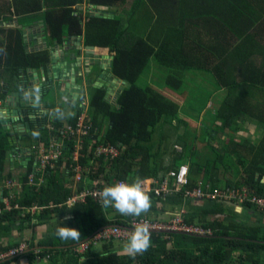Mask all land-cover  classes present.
Segmentation results:
<instances>
[{"label": "trees", "instance_id": "obj_1", "mask_svg": "<svg viewBox=\"0 0 264 264\" xmlns=\"http://www.w3.org/2000/svg\"><path fill=\"white\" fill-rule=\"evenodd\" d=\"M85 3L96 7L95 14L77 8ZM5 5H0V90L12 92L27 70H39L49 61L47 50L26 51L22 30L10 26V18L4 17L13 13L37 15L50 43L60 44L64 34H69L82 37L85 45L106 49L112 56V76L125 82L114 104L106 99L105 89L89 87L88 113L96 133L85 139L79 153V190L103 189L118 181L131 183L136 177L145 183L161 182L181 164H187L189 172L180 192L167 197L148 193L151 208L141 217L122 216L93 199L73 207L58 206L71 194L65 183L75 165L70 151H63L53 173L39 186L29 185L32 167L28 163L17 177L20 193L14 191L10 200L19 209L6 211L2 210L1 194L9 198L3 180L12 178L4 173L12 146L0 131V253L21 242H12L14 231L22 235L31 230L30 251L0 264H18L21 259L28 264H264V208L251 203L253 198L264 199V0H12L13 13ZM200 13L202 17L193 22ZM151 58L156 70L152 78L156 72L159 81L162 79L158 85L178 96L187 93L182 109L157 89L139 86ZM203 75L210 91L198 87ZM55 107L52 125L57 129L64 119L61 107ZM78 110L75 104L76 115ZM194 114L199 124L192 132L186 119L195 120ZM207 117L209 122H205ZM75 120L72 116L68 123ZM38 124L45 125L46 118ZM252 126L256 140L240 134ZM168 127L176 134L181 152L172 163H154L149 143L156 129ZM101 130L102 137L95 144L105 141L116 146L117 158L94 155L90 140L98 139ZM48 136L44 133L41 140L47 141ZM198 144L203 148L197 149ZM63 163L66 177L60 173ZM205 185L239 190L245 198L242 204L206 199L197 204L184 197L185 190L199 187L207 191ZM34 206L41 209L31 211ZM233 208L242 212L235 214ZM169 210L184 211L185 225L211 235H152V246L134 258L119 255L123 246H115L113 241L103 243L98 252L94 244L84 253L73 249L104 226H125L132 218L159 221L168 218ZM159 222L165 223L164 219ZM60 224L78 230L79 239L57 237ZM39 226L45 231L36 240L34 230ZM34 247L40 248L39 259L31 250Z\"/></svg>", "mask_w": 264, "mask_h": 264}, {"label": "built area", "instance_id": "obj_2", "mask_svg": "<svg viewBox=\"0 0 264 264\" xmlns=\"http://www.w3.org/2000/svg\"><path fill=\"white\" fill-rule=\"evenodd\" d=\"M77 8L84 11V8L88 11H91L93 8L91 5H87L85 7L78 6ZM5 97V96H4ZM74 101L75 104L78 105V115L77 112L74 111V106L70 105V101ZM64 103L66 108L64 110L61 109V115H68L67 119H70L72 116L76 118L74 123H68V121L64 119L62 126H59L57 129L54 128L53 125L49 127V136L47 141L40 140L33 144L27 153L21 158L20 161L23 163H17L19 166V174L22 171L27 169L28 163H31L32 172L28 177L29 185L39 186L46 182V179L49 175L53 173L56 162L61 157L63 151H70V157L72 161L75 163L74 167L71 169L73 175L70 179L66 180V187L71 190V194L66 198V200L59 204L58 206L65 205L67 207H73L77 204H83L88 199H93L101 203L100 192L102 189L96 188H83L81 190L78 189V185L82 180V172L81 166L78 163L79 153L83 149L84 141L87 137L96 133V130L93 129V125L91 123L90 115L88 113L89 102L87 96V90L85 87L81 88L77 94V98L75 100L65 97ZM13 106L9 103H5L4 98L0 100V118H3L6 115V112L13 111ZM53 108H51L48 112H52ZM93 132V133H92ZM103 130L98 134V139L91 138L90 143L93 146V153L97 157H104L108 159H115L119 156V149L105 141H101L98 144L95 142L100 141L99 139L102 137ZM70 142H73L70 145ZM17 150H20L22 146L16 144ZM12 153V150L11 152ZM62 159L61 161H64ZM188 165L181 164L177 170H170L167 174L166 178L161 182L157 180H153L151 182H146L144 185L145 192L152 193L156 197H167L171 196L175 192H180L181 189L187 184L188 179ZM10 173L12 178L3 180V188L9 191V198H2L3 208L2 210L11 211L13 209H19L17 204L11 205L10 200L14 197V191L17 194L20 193V185L17 179L18 176ZM6 173V174H7ZM60 173L66 177L68 170L65 168V163L60 166ZM38 176V179L36 178ZM125 182V181H123ZM199 186V185H198ZM207 191H202L199 187L192 190H185L184 197L193 200V202L200 204L203 199L211 200V201H219L222 203H234L238 201L239 204L243 203L245 196H241L239 190H232L229 188H217L211 187L210 185H205ZM252 204L259 205L264 208V199H256L253 198L251 200ZM36 209H41V207L34 206L31 208V211H35ZM1 212V208H0ZM184 211H180L177 214H174L167 222L161 223L159 221L150 220L147 218H132L128 224L124 225H108L98 229L91 236L87 237L83 241L74 245L73 249L78 252H85L91 244L98 243H108L111 241H116L119 243H125L130 236L132 230L136 226L137 223L143 221L148 225L149 231L152 235H171V234H181L182 236L189 237H206L211 234L208 231H203L194 226H187L184 224L183 217ZM31 250L34 251L36 257L35 259H39L38 254L40 252L39 247H34ZM30 251L28 240H22L18 243L17 246L0 253V263L11 260L14 257L21 256L26 252Z\"/></svg>", "mask_w": 264, "mask_h": 264}, {"label": "crops", "instance_id": "obj_3", "mask_svg": "<svg viewBox=\"0 0 264 264\" xmlns=\"http://www.w3.org/2000/svg\"><path fill=\"white\" fill-rule=\"evenodd\" d=\"M6 4L9 5V13H13L14 12V8L12 5V0H6ZM214 3V1H213ZM87 6V4H83L82 7ZM85 11H88L87 8L85 9ZM94 8L93 10L89 11L90 13L94 12ZM24 14L21 15H14V13L12 15H5L4 17H9V21L8 24H10V26L12 27H18L19 29L22 30V33L24 32V36H25V44H26V51L27 52H37V51H41V50H47L48 53L50 54V52L53 51V49H58V50H62L65 49L66 53L68 54H72V53H76L77 50L76 48H79V50L82 52V59L85 57V55L89 56L87 58V60L84 62L83 60L81 62H77V64H75L74 62H69V64L64 67L63 71H65V69L67 70L66 72H63V74H66L68 76L74 77L77 81L78 77H81L84 81L85 77H84V71L85 68L87 67L88 63L90 62V56L93 57V61H98L99 64H101L102 66H105V61L110 60L111 58V54L108 53V51L106 49L103 48H98V47H94L92 51H89L88 49V45H85L84 40L82 37H71L69 34H64V39L63 42L60 44H53L50 43L49 40H47V30L45 31L43 24L41 23V20L37 17V15L33 16V15H29L26 14L25 16H30L32 17V20L30 21V24H23L21 22H19V16H23ZM203 13H200L198 15H196L194 17V19H192L193 22L198 21V17H202ZM186 16V14H185ZM187 17V16H186ZM8 19V18H7ZM91 50V49H90ZM60 51H58V54L61 53ZM75 64L76 67H74V70L72 69V66ZM98 72H100V70L95 67ZM98 72L95 74V77H92V79L89 78V81H87L88 85H92L95 83L97 84L98 81H96V79L98 78ZM111 73V71H110ZM25 74H23L21 76V78L24 76ZM67 79L64 78L60 79L59 82L61 84V88L65 87V84L68 83L70 81L71 77L66 76ZM115 77L112 76V74L106 76V78L104 79V83L103 86L101 88L105 89H109V94L106 96V99L111 103L114 104L116 97L114 96L115 93L118 91V89L122 86V83L120 81H116L114 79ZM87 79V78H86ZM21 80V79H20ZM18 85L19 82H17L16 86L13 87V89H11V93L16 92L18 89ZM78 87V86H77ZM85 87L86 88V83L83 82L82 87L78 88V91H80L81 88ZM59 89V88H55ZM23 90L27 91L25 93L24 96H22V98H20L19 101H16L14 103V101L10 102L11 105L14 107L13 109L17 110L19 112V122L13 123L14 126H16L15 129H17V133H13V131L11 130V134L14 135L15 140L12 146V153L11 150L8 151L7 153V158L5 160L4 164V173L6 174L7 171L8 172H12V174L17 175L19 174V166L17 163H23L22 161L19 160V158L23 157L25 155V153L28 152L30 147H27L26 145L23 144V139H25V137H27V135H31V133L35 132L36 136L34 138L33 144H35L36 142L41 140V135H44V133H49V127L50 125H52V120H53V114L52 112H48L51 108H56L55 106H59L61 107L62 110H64L65 103H64V99L65 97H68V94L63 95V89L61 90H57L53 99L51 100L50 103H46V104H51L50 106L46 105L45 107L43 106V104L41 103V101L37 100V96H33V94L31 93L32 91H29V88L25 85H23ZM106 91V89H105ZM0 93L2 94L4 100L7 97L8 91L1 89ZM38 95V93H37ZM5 96V97H4ZM3 98H0V100H2ZM70 98V97H69ZM18 104V106L16 105ZM70 105L74 106L75 102L74 101H70ZM51 107V108H50ZM7 115V113H6ZM25 115V116H24ZM68 115H61V119L65 118L68 121V117H66ZM16 117V116H15ZM14 117V119H15ZM28 119V123L30 124V126L27 123H24L23 120ZM46 118V124L41 126L38 123L42 124L43 119ZM6 121H7V117H6ZM26 122V120H25ZM20 127V129H19ZM30 131V132H28ZM249 130L247 129V131H244V135L245 136H250L251 133H249ZM248 132V133H247ZM262 132V131H261ZM261 132L259 135H261ZM26 134V136H22L23 134ZM263 133V132H262ZM258 136V135H257ZM251 137V136H250ZM257 138V137H256ZM253 140H256L255 138H253ZM16 144H20L22 146V148L20 150H17V147H15L14 145ZM164 164H169V163H162ZM237 214L241 213L242 210L240 209H235L233 208ZM176 214L175 212L172 213V211H168L167 215H168V219H170L173 215ZM171 216V217H170ZM42 226H39L35 229V238L39 239L44 235V229H40L39 231L38 228H40ZM27 237L25 238V240H29V237L31 236V234L27 233ZM30 235V236H29ZM12 242L13 243H17L20 242V239H14L16 237L15 233H12ZM10 239V238H9ZM17 241V242H16ZM22 241V240H21ZM9 240L7 241H3V244L8 243ZM18 244V243H17ZM121 246V245H118ZM122 247V246H121ZM119 255H129L128 253L124 252L123 249L118 253ZM18 264H28L27 262L23 261L22 259L18 261Z\"/></svg>", "mask_w": 264, "mask_h": 264}, {"label": "water", "instance_id": "obj_4", "mask_svg": "<svg viewBox=\"0 0 264 264\" xmlns=\"http://www.w3.org/2000/svg\"><path fill=\"white\" fill-rule=\"evenodd\" d=\"M24 34V32H23ZM88 49H93V46H87ZM77 52L76 53H72V54H68L66 53L65 49H62L61 51L58 49H53L52 52H50L49 54V61L48 64L43 67L40 68L39 70L37 69H29L27 70V72L25 73V75L21 78V80L19 81V85H18V89L16 92L13 93H8L7 97L5 98V103H9L14 101V103L16 101H19L20 98H22V96L25 95V93L27 91L23 90V85L27 86L29 88V91H32L31 93L33 94V96H37V100L41 101V103L43 104V106L45 107L46 102L45 101V96L46 95H50L52 97H54L55 93L57 90H61L63 89V95L68 94L67 96L70 97L71 99L75 100L77 98V94H78V85L76 84V79L74 77L68 76L66 74H63V72H66L67 70L65 69V71H63L64 67H66L69 62H74L75 64H77V62H81L82 60L85 62L87 60V58L89 56L85 55V57L82 59L81 55L82 52L79 50V48H76ZM58 51H60L61 53L58 54ZM93 57L90 56V62L88 63L87 67L85 68V72L84 75L86 77L92 76V68L97 67L100 72H98V78L96 79V81H98L97 84H93L92 88H96L99 89L103 86L104 83V79L106 78L107 74L110 75V71H111V60L112 57H110L111 59L108 61H105V66H102L101 64H99V62L97 61H93L92 59ZM73 64V65H75ZM75 66H72V69L74 70ZM71 77L68 78L70 79V81L68 83L65 84L64 88H61V84L59 82L60 79L64 78L67 79V77ZM116 81H119L116 77L114 78ZM122 83V86L118 89V91L115 93V97L117 98V96L119 95V93L122 91L123 87L125 86V82L124 81H120ZM59 88L56 89L55 88ZM106 89V96L109 94V89ZM38 93V95H37ZM53 99V98H52ZM18 106V104H16ZM7 113V122L8 125L11 127L13 133H17V129L16 126L13 125V123L19 122L20 121V117H19V112L15 109H13V111L11 110L10 112H6ZM16 116V117H15ZM15 117V119H14ZM2 121H6V116H4L3 118H0ZM6 122V123H7ZM20 129V127H19ZM30 132V131H28ZM15 137L14 135H12L11 133L9 134V137L7 138V141L9 143V145L13 146ZM15 146V145H14ZM171 235H181V234H171ZM184 236V235H183Z\"/></svg>", "mask_w": 264, "mask_h": 264}, {"label": "rangeland", "instance_id": "obj_5", "mask_svg": "<svg viewBox=\"0 0 264 264\" xmlns=\"http://www.w3.org/2000/svg\"><path fill=\"white\" fill-rule=\"evenodd\" d=\"M6 2H7L6 0H0L1 7H4ZM92 8H93V6H92ZM25 15L26 14H24L23 16H19V18H18L19 22H21L23 24H30V21L32 20V17L25 16ZM149 65H150V67H146L145 70L142 73V76H141L142 78H141V80L138 83L139 86H141V87L151 86L152 88L157 89L159 92H162V94H164L167 98L173 100L174 102L179 103L180 107L182 109L183 108V106H182L183 103L182 102L185 101V99L187 97V93H182L181 96H178V94L173 92L172 90L158 85V83L162 82V79L159 81L158 74H156V72H154L155 75L152 78L153 71H156V70L153 69V66L155 65L153 58L150 59ZM91 71L93 73L92 76L86 77L84 75V77H85L84 81H83V79L81 77H78L77 81H76V84L78 85V87H82L83 82L86 83L87 95L88 96L91 93V89H89V87L91 85H88L87 81H89V78L92 79V77H95V74L98 72V70L96 68H92ZM202 78H204V75H203ZM208 78H209V82H213L209 76H208ZM205 81H206L205 78L204 79H200L199 82L202 85L198 84V87H200V89H207L206 91H210L211 90L210 86H208V84ZM14 87H15V83H14ZM198 93H199V95H203L202 94L203 91L202 92L198 91ZM215 97L216 96L214 95L212 98L215 99ZM52 98H53L52 96L46 95L44 99H45L46 102L50 103ZM196 116H197V114H194V116H193V118L195 120L186 119L187 123L189 124L188 125V131L191 130L193 132L194 129H195L196 124H199V122L196 121L197 120ZM209 121H210V117H207V119H205V122H209ZM6 122L7 121H2L1 122L3 130H0V131H2V136H6V138H8L12 129L8 125V122L7 123ZM4 124H6L7 126H4ZM4 130L7 131V132H4ZM254 130H255V127H253V126L250 127L249 133H251L250 134L251 138H256L257 137V133ZM197 133L201 134L202 132L198 131ZM240 134L244 135V131L241 132ZM35 136H36L35 132L31 133V135H29V136L27 135V137H25V139L22 140L23 144L26 145L27 147H31L33 145V141H34ZM192 137H193V135L189 134L188 138L192 139ZM149 148L151 149L152 153L154 154V163H155V160H156L157 163H159L160 161H162V163H172L173 160H171V159L174 156H176V153L181 152V146H180V144L178 142H176V134L169 127L168 128H162L161 130L156 129V131L154 132V134L152 136L151 142L149 143ZM202 148H203L202 145H200V144L197 145V149H202ZM154 163H153V160L150 161L151 166H153ZM175 164L178 165L180 163H179V161H177ZM22 172H20V174ZM235 214H237V213H235ZM163 219H164V222L168 221V218H166V217H163V218L160 217L159 221H163ZM40 229H44L43 226L38 228L37 231H39ZM13 233L16 234V237L14 239H20V241H21V240H25V238L28 236L27 233L31 234V230H25V232L22 235L21 234L19 235L15 231ZM34 234H35V230H34ZM19 236H20V238H19ZM29 240H30V237H29ZM102 244L103 243L96 244L94 246V250L97 251V252H98V250L100 251V249L102 247ZM113 245H115V246H118V245L123 246L124 244L116 242V241H113Z\"/></svg>", "mask_w": 264, "mask_h": 264}, {"label": "clouds", "instance_id": "obj_6", "mask_svg": "<svg viewBox=\"0 0 264 264\" xmlns=\"http://www.w3.org/2000/svg\"><path fill=\"white\" fill-rule=\"evenodd\" d=\"M93 8L96 7L93 6ZM88 14L95 13L89 12ZM57 111L59 112V110ZM144 183L143 179L136 177L131 183L118 181L105 186L99 194L102 207L114 208L122 216L141 217L148 213L151 208L150 196L144 190ZM55 235L61 240H77L80 237L78 230L61 226V224L57 226ZM151 246V233L148 225L141 221L136 224L124 243L123 251L134 258L138 254L147 252Z\"/></svg>", "mask_w": 264, "mask_h": 264}, {"label": "flooded vegetation", "instance_id": "obj_7", "mask_svg": "<svg viewBox=\"0 0 264 264\" xmlns=\"http://www.w3.org/2000/svg\"><path fill=\"white\" fill-rule=\"evenodd\" d=\"M23 122H24V123H26V122H25V120H23ZM4 126H7V125H6V124H4ZM22 136H24V137H25V136H26V134L24 133Z\"/></svg>", "mask_w": 264, "mask_h": 264}]
</instances>
